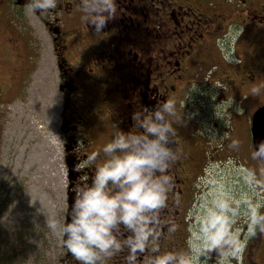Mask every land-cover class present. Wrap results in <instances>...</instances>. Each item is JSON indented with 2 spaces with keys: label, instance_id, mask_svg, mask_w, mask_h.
<instances>
[{
  "label": "flooded vegetation",
  "instance_id": "1",
  "mask_svg": "<svg viewBox=\"0 0 264 264\" xmlns=\"http://www.w3.org/2000/svg\"><path fill=\"white\" fill-rule=\"evenodd\" d=\"M29 11L42 23L54 52L57 87L64 100L63 156L67 167L69 160L74 168L67 188L79 219L87 225L84 238L64 245L65 254L54 264H84L91 257L88 248L98 236L87 207L99 190H104L105 202L96 206L97 216L112 220L118 228L110 226L113 231L99 236V246L94 243L95 264H103L101 254L109 238L113 248L106 264H158L156 251L145 242L147 231L157 234L170 224L155 217L168 213L167 206L150 215L166 202L158 179L173 172L178 176L175 182L183 183L178 188L182 194L190 184L187 169L193 173L184 161L204 156L191 152L197 144L191 141L194 122L215 126L207 122L209 110L192 96L194 83L200 82L194 75L200 71L209 75L197 88L198 92L205 88L207 107L219 96L223 102L232 97L235 111L228 114L238 128L242 114L264 106L257 100L259 95L264 98V0H0V47L8 48L7 53L0 49V105L19 95L25 98L23 87L40 64L34 48L44 47L45 41L35 33ZM75 59L78 63L72 65L70 60ZM222 59L237 61L226 65ZM189 78L190 92L181 87ZM218 80L224 86L221 91ZM186 94L192 99V116L190 156L183 161L176 147L181 137L176 138L173 127L187 118L181 109ZM3 118L2 113L0 127ZM146 131L155 134L150 137ZM3 196L0 193L1 211L9 203ZM160 249L172 253L171 247ZM243 263L247 264L246 258Z\"/></svg>",
  "mask_w": 264,
  "mask_h": 264
},
{
  "label": "rangeland",
  "instance_id": "2",
  "mask_svg": "<svg viewBox=\"0 0 264 264\" xmlns=\"http://www.w3.org/2000/svg\"><path fill=\"white\" fill-rule=\"evenodd\" d=\"M28 13L32 16L35 33L45 41V46L34 48L36 52L34 57L39 55L35 59H40V64L36 66V75L34 72L29 85L23 87L26 93L25 98L19 95L13 101L0 105L4 115V127H0V185L5 190L3 199L9 200L2 211L0 206V264H54L58 262L59 256L66 252L63 242V224L68 208L67 186L69 183L68 169L63 156V136L60 130V114L64 100L57 87L60 76L54 62L55 56L50 41L40 20L31 11ZM1 48L5 53L8 52L6 45ZM222 60L226 65L237 61L236 59H229L231 62ZM14 64H19V61L14 59ZM208 77L209 75H206V78ZM199 78L203 80V75ZM217 83L220 91L224 89L219 80ZM199 86V83H194L192 96L196 102H200L201 106L209 110L210 117L208 116L207 122L214 123L216 131H222V137L218 145H214L210 139L206 141L201 139V144L197 142L195 146L192 145L191 152L196 150L204 156L192 159L190 162L188 159L184 161L185 156L188 155V158L190 156V148H188L190 139H184V145L180 147V150L184 155L182 157L184 164L193 170L190 174L187 169L190 184L180 194L178 188L183 183L175 182L178 176H175L173 172L165 180L161 177L158 179L162 188L159 192L167 193L166 202L155 206L150 215H155L159 209L167 206L168 213L163 211L155 217L160 220L159 223L169 222L170 224L165 231H158L157 234L147 231L145 236L150 239L145 238V242L147 240L150 242L149 248H154L153 251H156L155 255L160 264H167V257L170 258L168 264H232L235 256L232 248L235 246L234 242H243L244 244H241L239 248L238 258L239 263L244 264L242 257L250 237V232L245 230L249 227L251 231L253 223L260 217L261 206L258 205V199L262 189L256 179H260V176L264 177L263 165L257 164L253 157L256 154L252 148V152L248 150L246 154L252 161L254 171L259 173L256 174L257 177H254L244 166L242 160L244 151L240 150L244 143L233 135L239 130L245 143L251 144L246 129L250 113L242 114L245 116H241L238 128L231 123L232 116L227 115L229 111H235V102L232 97L227 102H223L224 97L219 96L220 93L216 91L218 100L207 107L203 96L205 88H201L198 92ZM187 88L190 92V84ZM54 93L56 96H53ZM189 97L190 94H186L187 108H184L181 102V109L186 112L187 118L177 121L175 127L172 125L173 129L177 130L174 132L177 134L176 138H178V130L182 133L186 132L188 119L192 116ZM257 100L264 101V98L259 95ZM236 112V115H239L241 111ZM204 126L205 130L212 129L207 124ZM168 127L171 128L170 125ZM233 128L235 130H232ZM146 134L151 137L154 136L155 131L152 133L146 131ZM201 134L208 135L205 131ZM122 135L125 137L126 132ZM134 142L140 143L145 148L156 149L155 145H147L136 139ZM162 145L159 146L160 149L165 146V144ZM221 151H227L226 155L219 156L217 153ZM207 153L211 155L210 160L214 155L215 158L208 161ZM147 154L151 153L147 152ZM177 173L183 174L180 171ZM103 191H95L87 207L93 213L91 216L93 221L88 218L93 229L95 215L99 211L96 209L99 200H95V197L102 196L103 200L99 205L104 203ZM102 217V215L99 216L100 221ZM148 220H152L150 216ZM248 221L253 222L243 229L245 222ZM113 223L108 219L104 221L103 227L96 233L98 238L102 230L112 232L110 226L117 229L118 226ZM155 226L159 227L158 224ZM94 243L99 246L98 240L92 242L88 248L92 255L95 254ZM161 243L164 245L161 246ZM227 243L230 244L227 245ZM106 247L109 251L106 249L107 253L104 250L101 254L103 258L100 259L103 264H106L112 255L113 245L110 238ZM160 247L165 249L171 247L172 253L161 250ZM118 255L121 256V253ZM153 255L152 257H155ZM91 257L89 258L92 259ZM258 261L259 264H264V254L258 257ZM92 262L95 264L96 260L92 259ZM152 262L155 264L154 261Z\"/></svg>",
  "mask_w": 264,
  "mask_h": 264
},
{
  "label": "trees",
  "instance_id": "3",
  "mask_svg": "<svg viewBox=\"0 0 264 264\" xmlns=\"http://www.w3.org/2000/svg\"><path fill=\"white\" fill-rule=\"evenodd\" d=\"M70 63L72 65H74V64H77L78 61H77V59L70 60ZM3 82L5 84H8V80L7 79H4ZM189 82H190V78L187 79L181 85L182 89H185L187 87V85L190 84ZM1 114H2V112H1V109H0V115ZM198 124H199V122L198 123L194 122L196 130L192 134V136H193V138L191 139L192 143L199 142L201 144V142H202L201 139H203L204 141H206V139H210L213 142L214 145H216V144L218 145L219 142H220V139L222 137V131H220V130L216 131V129L214 127L211 130H208V129L205 130V128L204 129L203 128H199L200 125H198ZM246 129L247 130L249 129L248 121H247ZM202 131H205V133H207L208 135L207 136L202 135L201 134ZM233 135L237 136L238 139L241 140L244 143L242 149H240V150L244 151L242 153V157L248 159L246 151L251 150V148L249 146L250 144L245 143V139L242 138V136H241L242 133H239V130H237V133L236 132L233 133ZM178 138H180V141L178 143V147H181V146L184 145V142H183L184 139H186V138L190 139V122H187V130H186V132L182 133V131H181V133L179 134ZM188 148H190V141L188 143ZM206 151L208 152L209 150H206ZM181 152H182V150H181ZM226 152L227 151L221 152V155L225 156ZM251 152H252V150H251ZM248 160H251V159H248ZM257 164L258 165H263V175H264V160H259V162ZM256 172L258 173V171H256ZM260 178L264 181V177H260ZM263 186H264V183H263ZM0 193H1V195H3V193H5V190L2 188V185H0ZM258 204L261 205L259 220L256 221V224H253L254 227L251 229V231H250L249 227L247 229V231L250 232L249 233L250 237H249V241H248L245 253L243 255L244 259L246 258V260H247V264H259L258 257L260 255L264 254V199L259 198L258 199ZM250 224H251V222H250ZM237 261L234 260V264H237Z\"/></svg>",
  "mask_w": 264,
  "mask_h": 264
},
{
  "label": "water",
  "instance_id": "4",
  "mask_svg": "<svg viewBox=\"0 0 264 264\" xmlns=\"http://www.w3.org/2000/svg\"><path fill=\"white\" fill-rule=\"evenodd\" d=\"M251 130L253 145L259 152L260 157L264 159V106L259 107L253 114ZM68 164L70 166V177H72L73 169L69 160ZM68 202L69 206L64 221V240L66 243L80 239L82 232L78 224L79 214L74 209V200L71 195L69 196Z\"/></svg>",
  "mask_w": 264,
  "mask_h": 264
}]
</instances>
